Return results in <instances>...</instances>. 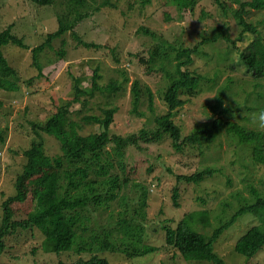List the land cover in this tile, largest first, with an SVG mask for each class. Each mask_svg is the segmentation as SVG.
I'll return each mask as SVG.
<instances>
[{
    "label": "rangeland",
    "instance_id": "1",
    "mask_svg": "<svg viewBox=\"0 0 264 264\" xmlns=\"http://www.w3.org/2000/svg\"><path fill=\"white\" fill-rule=\"evenodd\" d=\"M103 1L89 0L83 10H95ZM67 2L55 0L51 5H38L31 0H0V30L13 24V31L30 45L24 48L8 43L3 48L9 63L18 71L20 90L0 88V135L4 137L0 136V223L2 202L16 192L15 180L25 163L24 150L39 136L32 123H45L55 110V102L72 99L76 79L84 89H90L93 71L99 67L102 85L112 79L122 81V87L114 94L100 91L92 98L83 96L88 97L87 104L80 102L72 107L76 120L82 123L84 115H101L104 108L117 106L112 132L125 136L142 128L154 129L156 116L168 110L162 98L168 80L157 66L148 73L147 63L141 58H149L151 49L164 39L193 47L219 25L230 27L233 38L239 33L231 8L226 11L223 7L225 3L231 7L239 6L233 0H198L192 9L185 10L171 0H110V4L103 5L99 11L96 9L76 27L85 40L98 46L79 45L68 32L55 39L52 48L39 53L43 75L38 76L33 48L58 27L59 14L66 11ZM247 19L264 36V9H251ZM63 40L66 41L65 46H62ZM251 40L248 37L238 44L245 48ZM63 47L65 53L61 54ZM193 56L194 62L189 68L205 78L197 96H192L176 112L175 120L183 129L182 136L188 135L197 123L211 125L219 114L209 106L216 96H207L217 95L220 89H225L224 105L228 108L222 116L254 129L250 116L264 108V79H254L245 72L233 44L225 39L203 43ZM135 80H139L142 87L153 89L154 110L150 108L146 95H143L137 111L133 110L132 86ZM209 113L210 116L199 119ZM100 129V125L93 122L84 124L81 131L90 133ZM40 133L45 138L47 152L59 154L61 149L57 138L42 130ZM141 143L142 149L129 147L127 158L131 164H138V179L148 184L145 240L158 249L136 257L110 250H104L100 255L112 264H216L209 260L184 258L176 247L166 243L163 225L170 223L176 226L189 211L209 210V224L197 222L195 226L199 231L211 234L220 220L228 219L235 212L242 197H251L250 185L259 188L264 195V162L254 159L251 145L239 142L236 135L227 132L209 145H185L182 151L173 146L169 135L158 141ZM150 166L153 169L149 172ZM208 167L217 171L200 184L177 181L178 173L189 174ZM176 184H180V206L173 203ZM127 192L128 202H132L131 207H134L139 202L141 189L129 188ZM111 212L112 209H106L92 213L94 219L108 225L113 224V219H109ZM258 222L257 216L244 213L217 239L215 251L226 264H264V247L253 257L235 249L238 238ZM89 227L97 230L93 221ZM43 238V232L37 228L20 230L7 237V248L0 255V264H57L60 261L70 264L81 258L87 260L92 255L90 252L46 251L42 246Z\"/></svg>",
    "mask_w": 264,
    "mask_h": 264
},
{
    "label": "trees",
    "instance_id": "2",
    "mask_svg": "<svg viewBox=\"0 0 264 264\" xmlns=\"http://www.w3.org/2000/svg\"><path fill=\"white\" fill-rule=\"evenodd\" d=\"M38 5H51L55 0H31ZM89 0H68L67 9L59 14L58 27L47 34L41 44L33 48L35 64L42 76V66L38 55L46 48L53 47V41L71 32L79 45L96 47L95 42L85 40L76 27L98 11L110 0H104L95 10H83ZM176 2L181 10L192 9L198 0H171ZM239 4L231 7L223 5L227 11L231 8L239 27L236 38L230 34V27L216 26L214 32L205 36L195 46H183L167 39L158 42L150 51L149 58H141L147 63L148 73L163 70L168 80L162 98L168 110L156 116V127L142 128L139 132L123 135L112 132V123L118 111L117 106L103 109V114H88L82 116V123L72 115L75 103L87 104L88 97H95L98 92L106 91L109 95L116 93L122 87V81L112 79L105 86L101 84L102 77L99 67L92 75L90 89H84L75 80L74 97L62 103L55 102V110L45 123L33 122V129L39 136L24 150L25 163L15 180L16 192L2 202V219L0 223V255L6 250V238L14 236L20 230L39 229L43 232L42 246L46 251L56 253L74 251L76 253L90 252L89 259L81 258L70 264H112L100 252L104 250L120 251L128 257L144 256L158 249L145 240L147 230V210L149 188L148 184L138 179L139 166L128 161L129 147L143 148L141 142L161 140L169 135L173 146L182 151L185 145L204 146L214 142L220 135L227 132L236 135L239 142L251 145L252 155L260 163L264 162V132L249 129L245 125L231 119H226L223 113L228 108L225 89H220L210 108L219 114L210 126L197 123L195 128L182 136V127L176 122L175 115L192 96H197L205 78L204 75L189 68L194 62V54L206 42H217L225 39L233 44L238 53L240 63L245 66V72L254 79H264V36L257 26L248 21L247 15L251 9H264V0H233ZM231 3V2H229ZM232 4V3H231ZM148 32V29H146ZM155 35V33H154ZM248 37L252 40L245 48L239 46ZM14 43L24 48L30 45L23 36L13 31V24L0 30V88L7 91L20 90L19 74L4 54V46ZM66 41H62L65 46ZM65 53L64 47L60 51ZM155 66H157L155 68ZM128 78H126L127 80ZM30 81V80H29ZM133 110L137 111L143 95L148 96L150 108L154 110L155 93L150 86L142 87L139 80L132 86ZM97 123L100 131L83 133L84 124ZM84 123V124H83ZM43 132L54 135L60 144L61 152L51 155L46 150ZM2 139L4 137L0 135ZM152 166L148 168L149 172ZM215 168H205L189 174H177V181H188L200 184L213 176ZM129 188L141 189L139 202L131 207L128 202ZM251 197L241 198V204L228 218L220 220L211 234H205L195 226L197 222L209 224V210H194L185 213L176 226L164 224L166 243L176 247L186 259L209 260L216 264H226L225 260L215 251V242L223 232L231 227L244 213L257 216L259 222L251 225L242 234L235 249L248 256H255L264 247V195L259 188L250 185ZM180 184L173 188V203L180 206ZM113 202L115 205H113ZM113 205V206H112ZM112 209L109 219L113 224L100 223L94 219L93 211ZM24 214V217L20 215ZM170 219H168L169 221ZM94 222L97 230L89 224ZM57 264H68L60 261Z\"/></svg>",
    "mask_w": 264,
    "mask_h": 264
},
{
    "label": "clouds",
    "instance_id": "3",
    "mask_svg": "<svg viewBox=\"0 0 264 264\" xmlns=\"http://www.w3.org/2000/svg\"><path fill=\"white\" fill-rule=\"evenodd\" d=\"M183 26L186 27L187 25H183ZM215 96L216 95H209L207 97H215ZM236 103H237V101H236ZM208 116H210V113L207 116L200 117L199 119H203V118H206ZM250 124L254 129H256L260 132H264V108L258 109L257 111L252 113V115L250 116Z\"/></svg>",
    "mask_w": 264,
    "mask_h": 264
}]
</instances>
